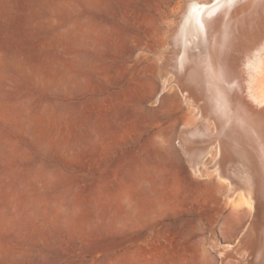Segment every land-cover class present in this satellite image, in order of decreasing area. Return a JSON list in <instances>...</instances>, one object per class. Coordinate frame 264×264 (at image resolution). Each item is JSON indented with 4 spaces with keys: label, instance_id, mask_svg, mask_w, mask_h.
Segmentation results:
<instances>
[{
    "label": "rangeland",
    "instance_id": "374dc122",
    "mask_svg": "<svg viewBox=\"0 0 264 264\" xmlns=\"http://www.w3.org/2000/svg\"><path fill=\"white\" fill-rule=\"evenodd\" d=\"M185 3L0 0V264H220L212 243L236 245L252 214L188 168L177 88L155 102ZM235 248L224 264L247 262Z\"/></svg>",
    "mask_w": 264,
    "mask_h": 264
},
{
    "label": "bare ground",
    "instance_id": "6f19581e",
    "mask_svg": "<svg viewBox=\"0 0 264 264\" xmlns=\"http://www.w3.org/2000/svg\"><path fill=\"white\" fill-rule=\"evenodd\" d=\"M174 24L155 102L177 88L195 116L176 142L188 168L198 178L214 175L227 201L252 214L236 245L210 246L220 264L235 246L245 264H264V0H186Z\"/></svg>",
    "mask_w": 264,
    "mask_h": 264
},
{
    "label": "snow or ice",
    "instance_id": "6c2138e0",
    "mask_svg": "<svg viewBox=\"0 0 264 264\" xmlns=\"http://www.w3.org/2000/svg\"><path fill=\"white\" fill-rule=\"evenodd\" d=\"M217 3H220L221 0H216ZM224 2L229 3V4H235L238 3L239 0H224Z\"/></svg>",
    "mask_w": 264,
    "mask_h": 264
}]
</instances>
